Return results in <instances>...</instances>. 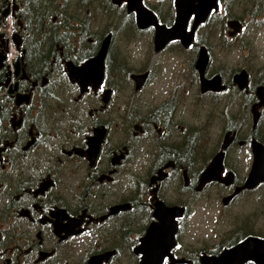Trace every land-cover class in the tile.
<instances>
[{"label": "flooded vegetation", "instance_id": "af4514ba", "mask_svg": "<svg viewBox=\"0 0 264 264\" xmlns=\"http://www.w3.org/2000/svg\"><path fill=\"white\" fill-rule=\"evenodd\" d=\"M164 1L173 6L169 18L160 11ZM142 2L160 23L172 25L174 0ZM89 3L90 0H0V264H117L122 255L128 257L129 264H139L143 255L141 238L148 228L152 230L151 226L158 224L156 209L161 204L184 209L174 217V242L168 249L167 243L162 244L164 255L159 264H202V254H218L248 235L264 237L241 227L230 229L227 239L214 248H200L179 236L192 203L208 187L218 184L220 202L227 206L241 192L254 190L264 182L235 191L243 184L252 158L243 176L227 162L228 152L235 146L248 145L251 152L252 137L264 144L256 135L264 106L259 108L256 126H252V105L259 100L256 88L264 85V79L255 81L245 67L231 72L228 78L222 68L210 69L211 44L201 34L202 28L213 21H221V33L226 28V34H221L224 39L243 30L246 21L230 10L231 0H217L218 8H212L196 24L187 46L179 38L156 45L155 27H139L135 11L128 10L125 0H102V10L109 11L113 21L94 36ZM193 19L191 14L187 30ZM230 19L241 24V29L231 35ZM124 25L137 35L149 33V51L142 64L125 69L132 100L122 118L131 130L119 135L120 123L109 112L123 72L113 53L118 30ZM107 34L109 44L101 83L81 91L77 79L70 77V68L94 56ZM202 45L209 56L204 76L218 74L225 85L222 89H201L195 61ZM184 49L193 51L190 69L197 82V96L204 95L206 100L211 97L207 103L216 106L227 100L222 112L227 114L232 113L235 92L243 94L241 109L246 119L251 117L248 136L240 135L244 118L229 115L217 147L209 152L198 151L194 142L199 132L179 117L183 114L177 96L181 83L175 77L161 79L158 70L159 61L165 63L171 56L178 57ZM175 66L176 72H182L180 63ZM243 68L248 84L240 88L233 76ZM132 74L144 75L138 88ZM161 81H165V88L152 90L154 100H138L144 89ZM96 126L105 131L97 154L91 157L85 150ZM226 133L232 137L224 148L221 174L231 171L233 178L227 183L209 180L199 187L201 171L221 148ZM141 142L151 147L145 176L138 178L134 163ZM197 160L204 163L195 166ZM227 195L231 197L224 203ZM155 237L161 240L159 235ZM162 237L163 241L167 239ZM179 258L187 260L178 261ZM242 264L257 263L248 259Z\"/></svg>", "mask_w": 264, "mask_h": 264}, {"label": "rangeland", "instance_id": "374dc122", "mask_svg": "<svg viewBox=\"0 0 264 264\" xmlns=\"http://www.w3.org/2000/svg\"><path fill=\"white\" fill-rule=\"evenodd\" d=\"M147 1L151 4L157 3V0ZM260 7H264V0H231L230 10L237 15H241L246 23L243 30L230 39L221 37V34H226V28L223 29L222 33L219 30V25L222 24L221 21L209 22L202 28L201 34L211 44L210 69L222 68L224 76L228 78L231 72L245 67L255 81L264 79V10L259 11ZM102 9V0H90L88 16L94 36L100 32L101 27L113 21V18L110 17L111 13ZM160 11L163 17L169 18L173 6L164 1L160 6ZM118 33L113 54L115 63L120 65L123 72H120L121 79L117 82L118 90L115 92L111 104L113 109L109 113L115 121H118V125L120 123L119 135H121L131 130V126H127L122 118L124 111L132 100L129 83L126 80L127 76H124L125 69L128 71L129 65L133 68L142 64L144 54L149 51V33L143 32L137 35L134 34L132 28L129 29L127 26L125 28V25L118 30ZM172 49L175 51L176 45H173ZM181 52L178 57L171 56L167 58L165 63L159 61L158 70L162 74L161 79L166 80V78L175 77L178 79V83H181L177 88V96H180L179 109L183 114L179 117L183 119L184 123H189L188 126H193L199 132L194 142L197 144L198 151L209 152L217 147L226 123L225 120L228 119L229 115L231 117L232 115H238L239 119L244 118L240 135L248 136L251 117L249 116V119H246L245 112L243 113L241 109L243 94L239 91L235 92L232 98V107L230 106L232 113H222L227 100H221L219 106L208 104L207 102L211 101V97L206 100L204 95L197 96L196 94L197 82L190 69L192 67L193 51L184 49ZM176 62L181 64L182 72H176ZM161 64L165 65L162 66ZM154 85V87H148L138 94V100H154L151 98L152 90L165 88V81H161L159 84L156 82ZM116 106L120 108H116ZM259 134L264 138V112L260 120ZM141 144L142 146L137 152L134 163V171L138 178L145 176V170L149 162L148 148L151 147L144 142H141ZM251 158L248 145L235 146L229 150L227 162H230L236 168L239 176H243L250 166ZM203 163L204 160H197L195 166H201ZM177 183L176 186H179L180 182ZM220 191L219 185L213 184L201 193L198 200L192 203L191 213L186 217L184 228L179 236L184 237L186 241L195 243V246L200 248H214L215 245H219L222 240L227 239L230 229L236 231L244 227V230H247L246 232L253 229V231L264 236V182L254 190L241 192L227 206H223L220 202ZM117 264H129L128 257L122 255Z\"/></svg>", "mask_w": 264, "mask_h": 264}, {"label": "water", "instance_id": "95a60500", "mask_svg": "<svg viewBox=\"0 0 264 264\" xmlns=\"http://www.w3.org/2000/svg\"><path fill=\"white\" fill-rule=\"evenodd\" d=\"M120 3L122 0H113ZM127 2L128 10H134L136 14V23L139 27H145L152 24L155 27L154 41L156 45L165 44L172 38H179L184 46H187L193 38L195 26L198 22L205 19L208 12L214 8H218L217 0H174L175 17L174 22L170 26H166L157 20L156 15L152 10L147 8L142 0H125ZM191 14H194L193 23L189 30L186 29L187 22ZM228 25L232 28L229 34H234L241 29V24L235 19L228 20ZM109 44V35L107 34L102 41L97 53L89 57L80 66H71L70 77L77 82L84 91L88 85L96 88L101 83L103 78L104 57ZM208 53L204 45L200 47L198 56L195 61V68L199 71L201 89L208 88L222 89L225 85L221 84V78L218 74L207 78L204 76L206 65L208 63ZM74 69V70H73ZM136 79V88L143 82L144 75H133ZM233 80L238 83L239 87H245L248 84V74L246 69H241L233 76ZM259 100L252 105V126H256L260 111L259 108L264 106V85H259L256 88ZM105 95L104 99H107ZM104 128L94 127L93 134L88 136V147L85 154L93 157L98 152L101 144ZM232 136L225 134L221 142V148L216 151L213 157L209 160L207 165L201 171L199 176V187L209 180H221L225 183L232 180V172L227 171L226 175H222L223 171V157L224 148L230 143ZM250 147L252 152V163L249 172L242 185L236 186L235 191L240 188H253L260 182L264 181V144L257 138L252 137L250 140ZM77 152L83 153L81 148H77ZM186 179V177H185ZM231 195L223 198L226 203ZM183 206L171 205L167 206L161 204L156 209V215L159 218L158 224H153L152 230L148 228L147 233L141 238L140 250L143 252L139 264H159L164 255L163 243H167L168 249L174 242L173 235L176 229L175 215H180L183 211ZM171 224H168V223ZM161 225V226H160ZM162 227V228H161ZM166 227V229H165ZM167 230V231H166ZM162 231V232H161ZM165 231V232H164ZM164 233L166 235H164ZM159 235L161 240H156L155 236ZM151 236V237H150ZM165 241H163V237ZM149 237V238H147ZM161 242V243H159ZM153 246L155 250H153ZM163 253V254H162ZM253 260L257 264H264V237L256 235H248L236 244L223 248L218 254L209 255L202 254L200 261L202 264H242L245 260ZM186 261L185 258H179L178 261Z\"/></svg>", "mask_w": 264, "mask_h": 264}, {"label": "trees", "instance_id": "16d2710c", "mask_svg": "<svg viewBox=\"0 0 264 264\" xmlns=\"http://www.w3.org/2000/svg\"><path fill=\"white\" fill-rule=\"evenodd\" d=\"M256 135H257V137H258L259 139L263 140V142H264V138H263V136H261V135L258 134V133H256Z\"/></svg>", "mask_w": 264, "mask_h": 264}]
</instances>
